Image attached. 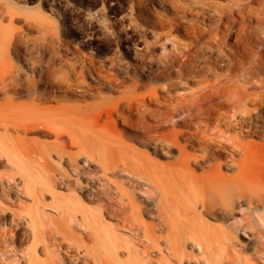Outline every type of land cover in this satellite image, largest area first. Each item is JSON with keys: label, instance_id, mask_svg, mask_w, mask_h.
<instances>
[{"label": "bare ground", "instance_id": "1", "mask_svg": "<svg viewBox=\"0 0 264 264\" xmlns=\"http://www.w3.org/2000/svg\"><path fill=\"white\" fill-rule=\"evenodd\" d=\"M177 2L180 19L176 18L171 28L158 32L154 40L146 44L141 63L136 65L142 70L149 67L146 60L152 56L155 46L161 47L162 54L151 78L164 81L160 87L166 88L163 95L158 94L157 87L139 94L137 89L145 87L149 83L147 80L134 79L129 84L131 79L127 75L119 79L115 75H102L100 69L96 71L110 86L122 89L121 95L114 100L104 97L97 101L89 114L95 119L93 127L107 146V152L95 150L90 153L86 150L85 139L78 136L72 126L36 121L24 127L25 133L33 129L53 140L46 145L40 143L39 150L32 148L27 154L31 158L34 153L35 157L31 158L34 167L44 178L39 194H44L46 184L74 187L86 199H96L100 211L106 212V209L107 216H116L123 226L134 231V238L143 240L142 248L138 250L140 262L134 264L143 261L154 264V254L160 243H165L168 257L179 264L185 256L179 243L182 235H185L184 240L189 239L200 249L202 259L198 261L202 264H232L235 260L225 253L228 231L245 237L253 230L252 237H255L259 233L258 223L264 224V161L254 163L250 160L253 150L264 153V147L244 140L247 135L264 140V114L254 111L258 105L264 107V78L255 77L264 69V33L260 30L257 34L252 32L253 29L244 32L245 19L252 11L248 2L225 0L210 9L200 2L201 10L199 6L188 8L190 12L195 9L204 18L213 16L215 25L211 28L200 26L197 19L185 24L182 19L189 12L188 5L180 0ZM180 26L190 37L188 43L179 44L172 39L173 30H180ZM10 44L11 41L7 50H10ZM209 46L218 49L223 57L218 59L205 54L203 50ZM218 62L226 69L225 73H217L221 66ZM66 66L64 71L60 69L61 76L57 72L59 69L47 66L39 77L64 82L67 87L88 85L84 82V70H79L73 62ZM14 73L11 69L1 72L0 86L19 84L32 91L36 82L33 76L25 75L23 82ZM173 77L179 81L195 78L198 86L190 93L179 94L173 91L176 82ZM41 94L47 98L45 93ZM68 110L69 114L73 113L75 107ZM100 119H104L110 128L98 124ZM122 137L147 146L156 157L167 160L158 164L142 156L133 158L132 152L118 140ZM68 147H77L78 151L72 152ZM53 154L68 164L70 173L76 174L77 179L73 180L69 171L57 168L51 162ZM82 154H85L84 165L80 167L77 158ZM110 173H127L128 188L108 179ZM137 198L141 203H137ZM197 209H200L198 214H206L225 225L199 221ZM236 214L241 216L236 219ZM141 215L150 221H143ZM71 219L85 226L82 218L76 220L74 215ZM83 233L87 238L92 236L90 232ZM56 240L57 243H52L59 260L74 255L75 264H111L103 257L91 261L87 255L89 250L84 246L79 252L72 253L73 246L63 244V237ZM211 246L212 252H208L207 248ZM255 253L264 255L263 241L259 242ZM166 264L173 263L166 261Z\"/></svg>", "mask_w": 264, "mask_h": 264}, {"label": "rangeland", "instance_id": "2", "mask_svg": "<svg viewBox=\"0 0 264 264\" xmlns=\"http://www.w3.org/2000/svg\"><path fill=\"white\" fill-rule=\"evenodd\" d=\"M240 1L248 2L252 9L251 15L247 14L245 19L244 32L253 29L252 32L256 31L257 34L260 30L264 33V0ZM180 2H185L189 11L190 6L197 8L200 2L210 9L223 4L225 0ZM177 3V0H0V74L11 69L21 81L25 75H32L36 81L32 85V91L19 84L4 88L0 86V264H75L74 255L64 259L65 262L56 258L53 243H57L56 238L59 237H63V244L70 243L73 246L72 253L79 252L83 249L82 246L86 247L91 261L103 257L111 264L140 262L138 250H141L143 240L134 238L132 234L135 232L123 226L116 216H107L106 213L109 212L106 209V212L100 211V203L96 199H86L74 187L63 188L57 184H46L44 194L38 193L44 178L38 175L39 171L34 167L31 159L35 157L34 153L30 158L27 152L32 148L38 149L41 144L53 139L33 129L25 133L24 127L36 121L72 126L78 136L85 139L86 150L90 153L96 152L95 150L107 152V146L96 135L93 127L95 119L89 114L97 101L104 97L114 100L121 95L122 89L110 86L106 79L99 78L96 71L100 69L99 73L102 75H115L119 79L127 75L131 79L127 82L129 84L134 79L147 80L149 83L145 87L137 89L139 94L157 87L158 94L163 95L166 88L160 87L164 81L151 78L154 76L153 71L157 69L158 57L162 54L161 47L155 46L152 56L146 60L149 67L142 70L136 65L141 63L146 44H150L158 32L171 28L176 18L180 19L175 5ZM194 11L195 9L193 13L189 11L182 19L185 24L188 20L197 19L202 27H214L213 16L204 18ZM172 34V39L179 44L190 41L182 26L180 30H173ZM10 41V50H7ZM203 51L205 54H212L213 58L223 57L218 49L210 46ZM69 62L85 71L84 82L88 85L67 87L64 82L40 79L39 73L47 69V66L59 69L57 72L61 76ZM218 65L221 64L218 62ZM225 71L221 65L217 73ZM255 77L264 78V69ZM173 78L176 80L173 91L179 94L190 93L198 86L195 78L187 81ZM41 93H45L47 98L44 99ZM71 106L75 107V111L69 114ZM252 107L251 105L250 108ZM254 111L264 114V107L258 105V109ZM98 124L105 125V120L100 119ZM105 126L106 129L110 128L109 125ZM254 137L247 135L244 140L251 145L264 147V140ZM118 140H122L127 151L132 152L133 158L142 156L158 164L167 160L156 157L152 149L135 140L126 137ZM68 149L78 151L77 147ZM56 157V154L50 156L51 162L57 168L69 171L73 180L77 179L76 174L70 173L68 164ZM84 158L85 154L77 158L78 166L84 165ZM54 160L58 162H53ZM250 160L254 163L264 161V153L253 150ZM126 174L110 173L107 178L128 188ZM262 181L264 184V178ZM136 201L141 203L138 202L140 198ZM199 210L197 209L196 215L199 221L208 225H225L220 220L213 221L206 214H198ZM239 212L242 214V211ZM241 214H236L234 218L238 219ZM74 215L76 220L82 218L84 225L88 227L80 226L76 223L79 221L72 220ZM140 217L145 222L150 221L145 215ZM256 228L259 233L255 237H252L253 230L245 237L228 231V237L225 238V244H228L225 246L226 256L229 255L228 257L241 264H264V255L255 253L259 242H264V224L260 222ZM53 229L56 232H51ZM83 232H90L92 236L87 238ZM184 236L182 235L179 243L185 256L179 264H202L198 261L202 259L200 249L193 246L189 239L184 240ZM64 248L66 247L63 246ZM212 248L208 247L207 251L212 252ZM167 254L165 243H160L154 254V264H166V261L178 264ZM235 261L232 264H236ZM145 263L147 262L143 261L142 264Z\"/></svg>", "mask_w": 264, "mask_h": 264}]
</instances>
